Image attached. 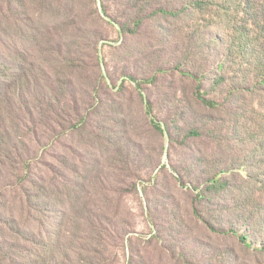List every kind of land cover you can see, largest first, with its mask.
<instances>
[{
  "label": "rangeland",
  "instance_id": "rangeland-1",
  "mask_svg": "<svg viewBox=\"0 0 264 264\" xmlns=\"http://www.w3.org/2000/svg\"><path fill=\"white\" fill-rule=\"evenodd\" d=\"M189 1L0 0V264H264V96H229L202 17L155 14Z\"/></svg>",
  "mask_w": 264,
  "mask_h": 264
},
{
  "label": "trees",
  "instance_id": "trees-1",
  "mask_svg": "<svg viewBox=\"0 0 264 264\" xmlns=\"http://www.w3.org/2000/svg\"><path fill=\"white\" fill-rule=\"evenodd\" d=\"M155 14H161L170 17H182L184 15H199L204 20V26L215 31L216 42L224 49V53L217 64V70L224 71L219 78V83L226 82V65L232 66V75L229 84L232 87L229 96L236 92L251 94L255 96H264V0H190L187 4H182L181 9L168 11L166 9L156 10ZM206 30V29H205ZM187 75L198 81L195 88L197 99L206 107L216 108L218 103L206 98L202 92L203 85L195 74ZM134 80V79H132ZM149 112L152 105L147 102ZM262 112L254 115L253 123H257L258 131L262 132L255 141V148L250 152V159L256 161V164L250 165L248 186L254 188L260 185L261 196L253 195V198L247 199L245 204L240 207L246 208L245 211L239 210L242 225L247 230L253 229L264 234V98L260 99L258 105ZM260 120L259 122H257ZM154 126L163 131V126L153 121ZM1 127V124H0ZM7 131L6 120L1 127ZM192 135H198L192 132ZM4 138H0L3 140ZM26 170L28 168H25ZM227 171H222L225 173ZM22 180H17L19 184ZM211 189L220 185V178L215 175L209 180ZM13 188V187H12ZM30 199V198H29ZM221 235L233 236L238 243L246 249H250L247 243L248 237L245 234L238 235L233 230L220 232ZM257 252L264 255V245Z\"/></svg>",
  "mask_w": 264,
  "mask_h": 264
}]
</instances>
